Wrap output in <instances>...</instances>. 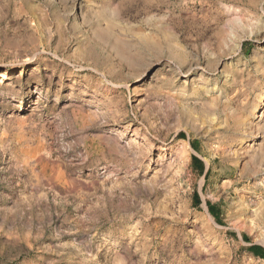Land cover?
I'll list each match as a JSON object with an SVG mask.
<instances>
[{"label": "rangeland", "instance_id": "1", "mask_svg": "<svg viewBox=\"0 0 264 264\" xmlns=\"http://www.w3.org/2000/svg\"><path fill=\"white\" fill-rule=\"evenodd\" d=\"M264 0H0V264H264Z\"/></svg>", "mask_w": 264, "mask_h": 264}, {"label": "trees", "instance_id": "2", "mask_svg": "<svg viewBox=\"0 0 264 264\" xmlns=\"http://www.w3.org/2000/svg\"><path fill=\"white\" fill-rule=\"evenodd\" d=\"M253 249H254L255 252H257V253L260 252V253H258V254H263V252H264L263 247H260V246H254Z\"/></svg>", "mask_w": 264, "mask_h": 264}]
</instances>
